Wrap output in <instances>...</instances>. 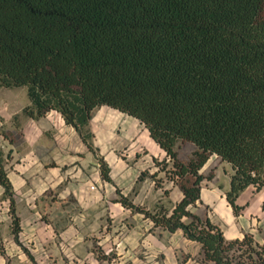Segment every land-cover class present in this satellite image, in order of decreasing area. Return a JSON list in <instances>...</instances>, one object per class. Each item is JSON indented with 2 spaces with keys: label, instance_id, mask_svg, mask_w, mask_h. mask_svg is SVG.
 <instances>
[{
  "label": "trees",
  "instance_id": "1",
  "mask_svg": "<svg viewBox=\"0 0 264 264\" xmlns=\"http://www.w3.org/2000/svg\"><path fill=\"white\" fill-rule=\"evenodd\" d=\"M22 86L25 115L60 112L91 150L100 106L144 124L183 196L171 211L121 201L198 241L192 264H264V244L248 233L227 239L208 213L193 210L213 154L233 167L226 197L235 213L242 190L264 186V0H0V87ZM185 142L196 148L181 159ZM8 156L0 144V184L18 239ZM100 167L111 180L103 159Z\"/></svg>",
  "mask_w": 264,
  "mask_h": 264
},
{
  "label": "crops",
  "instance_id": "2",
  "mask_svg": "<svg viewBox=\"0 0 264 264\" xmlns=\"http://www.w3.org/2000/svg\"><path fill=\"white\" fill-rule=\"evenodd\" d=\"M21 122L8 140L20 230L17 239L10 199L0 184V264H179L185 257V264L194 263L202 248L198 241L181 229L155 225L121 201L124 195L145 209L163 205L171 211L183 196L171 177L164 178L163 160L169 157L141 121L108 105L96 108L90 120L96 151L56 110ZM101 159L111 180L102 175ZM201 171L213 173L205 177L209 185L193 210L212 208L208 215L227 239L248 233L264 244V186L242 190L235 213L226 197L232 165L213 154Z\"/></svg>",
  "mask_w": 264,
  "mask_h": 264
},
{
  "label": "rangeland",
  "instance_id": "3",
  "mask_svg": "<svg viewBox=\"0 0 264 264\" xmlns=\"http://www.w3.org/2000/svg\"><path fill=\"white\" fill-rule=\"evenodd\" d=\"M29 103V99L27 96V91H26V87H16V88H7V87H0V115L2 117V120H0V144L5 152V154H7L8 152H10V156L7 157L6 159V163H5V167L7 168V172L9 170V160H11L12 158V149H10L8 147V140L12 141L13 138H15L16 135H14V133L12 132L11 129H17L18 125L17 122L22 123L21 121L24 118H29V116L25 115L22 112V105H26ZM15 104L18 105V109H16L17 107L15 106ZM17 112V113H15ZM5 132H8L10 136H6ZM13 134V135H12ZM12 137V140L10 139ZM7 138V139H5ZM93 146L94 148L92 149V151H96L97 147H95L94 142H93ZM129 145L123 147V149H121V151H125L126 149H129L128 147ZM196 148V146H194L193 143L191 142H185V143H181L178 146V156L181 159H187L192 152L194 151V149ZM225 173L227 174V168H225L226 166H222ZM221 167V169H222ZM164 168V167H163ZM170 167L168 166L167 168H164V178H166V176H169L172 178V171L169 169ZM220 169L221 173L222 170ZM210 173H213L211 171H208V175ZM212 175V174H211ZM207 178H211L208 177ZM227 178V175H226ZM163 179V178H161ZM160 178H154V180H159L161 181ZM173 180V179H172ZM209 182H205V178L202 180L201 182V190L204 187H208ZM200 201V200H199ZM198 201V202H199ZM204 212L208 213L209 210H211L212 208L207 207L204 208ZM203 213V214H205ZM209 214V213H208Z\"/></svg>",
  "mask_w": 264,
  "mask_h": 264
}]
</instances>
